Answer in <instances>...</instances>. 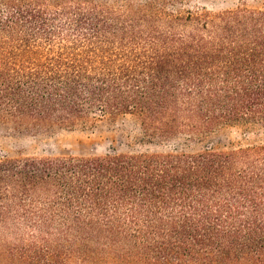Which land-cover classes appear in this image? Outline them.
Segmentation results:
<instances>
[{
    "label": "trees",
    "instance_id": "obj_1",
    "mask_svg": "<svg viewBox=\"0 0 264 264\" xmlns=\"http://www.w3.org/2000/svg\"><path fill=\"white\" fill-rule=\"evenodd\" d=\"M129 1L1 0L0 124L264 126V10ZM0 242L11 264H264V146L0 161Z\"/></svg>",
    "mask_w": 264,
    "mask_h": 264
},
{
    "label": "rangeland",
    "instance_id": "obj_2",
    "mask_svg": "<svg viewBox=\"0 0 264 264\" xmlns=\"http://www.w3.org/2000/svg\"><path fill=\"white\" fill-rule=\"evenodd\" d=\"M1 1V0H0ZM115 9L125 8L129 0H95ZM246 7L264 10V0H182L180 10H206L217 13ZM264 146V126L232 123L205 134L180 135L168 140L148 137L138 118L130 115L92 114L72 126H46L29 129L11 122L0 124V161L32 157H94L105 154L197 153L205 149L229 151L247 146ZM4 243V242H3ZM7 241L4 244H12ZM0 242V264L5 260Z\"/></svg>",
    "mask_w": 264,
    "mask_h": 264
}]
</instances>
